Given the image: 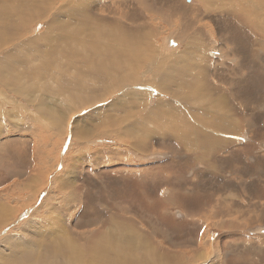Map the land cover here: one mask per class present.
Returning <instances> with one entry per match:
<instances>
[{
	"label": "bare ground",
	"instance_id": "bare-ground-1",
	"mask_svg": "<svg viewBox=\"0 0 264 264\" xmlns=\"http://www.w3.org/2000/svg\"><path fill=\"white\" fill-rule=\"evenodd\" d=\"M192 1L184 0L186 3ZM200 1L207 4L205 21L197 12L190 16L191 7L183 5L181 0H0V82L5 85L0 86V95L11 89L26 88L38 104L34 109L38 121L43 119L41 126L45 128L47 123L60 131L68 127V114L93 105L112 92L118 94L108 107L123 112L116 117L102 114L97 120L87 121L89 125L84 127H69L72 137L78 140V148L74 149L75 154L72 151L73 154L69 155L68 168L60 172L58 186L56 184L52 189L54 192L56 187L58 191H66L61 198L64 201L62 209L50 196L44 215L31 214L30 218L18 223V220H9L12 205L9 210L4 204L0 205V233L7 229L0 236V264H264V248H261L264 240L244 245L238 244V240H230L228 244L218 246L209 231L204 229L202 234L198 231L202 224L199 213L213 204L215 214L221 217V221L217 218L213 226L222 228L227 235L242 230L240 220L245 215L264 216L260 207L264 206V191H259L253 183L248 184L252 195L247 202L229 196L222 197L220 204L214 202L215 194L228 187L233 190L228 182L226 187L224 183L218 188L210 186V189L206 188L207 182L201 185L196 182L194 192L189 194L173 190L169 196L171 203L186 213L177 211L178 220H174V215H164L163 212L168 199H156L154 195L144 193L145 197L141 193L150 189L141 178L139 181L124 173L119 183L115 176L112 177L109 181L113 188L109 187V190L113 194V203L100 209L87 203L92 197L87 193L99 185L84 183L80 176L83 172L79 167L83 169L85 161L82 156L87 152L83 142L93 136L116 134L120 139L127 138L132 146L138 142L146 149L149 141L157 137L164 139L173 133L181 146L186 147L189 137L195 133L202 132L209 140L208 132L231 134L233 130L250 125L238 107L233 110V98L239 99L246 114L249 106L256 109L255 121L263 117L264 95L260 89L264 85V0ZM177 8L178 12L172 11ZM115 14H119V18ZM206 21L211 23L214 32ZM42 23L46 24L44 28L35 30V26ZM166 25L175 31L177 40L166 36L159 43L157 36L168 31L167 28L161 30ZM214 34L220 39L218 45ZM172 40L184 44V49L177 51ZM216 48L221 53L219 59L214 58ZM224 65H230V68L221 73L220 68ZM28 81L32 83L30 86ZM38 89L46 94L39 95ZM151 93L170 98L161 100L158 96L147 113L133 110L139 106L145 109L151 101ZM173 98L179 101V106ZM32 100L27 103L32 104ZM9 104L11 110H5ZM14 105L16 103L2 101L0 112L8 117L10 112L15 116L20 114ZM25 107V112L30 111L27 110L29 105ZM233 115L243 118V122L234 126L231 123L235 121ZM160 116L176 118V123L186 124L187 130L165 127L158 133L151 125L158 124ZM28 121V126L24 123L22 127L17 125L19 131L28 134L30 130H41L35 116H29ZM207 124L212 127H206ZM169 130L172 133H168ZM185 134L189 135L188 139ZM37 137L40 146L36 150H43L39 151L40 155L44 154L43 161L47 159L49 162L51 157L44 153V145L46 147L52 141H48L43 133ZM24 138L26 146L29 141L27 136ZM192 141L197 143L195 137ZM2 142L0 150L6 147ZM80 154L78 161L82 164L74 167L73 161L75 163ZM52 160L44 162L49 164L47 171H54L59 162V159L57 163ZM35 162L37 165L41 160ZM43 177L35 174L30 181L43 186L47 181ZM204 177L207 176H200ZM207 178L221 180L217 173H211ZM78 183L86 186V192L76 186ZM114 186L123 188L120 194ZM79 192L84 195L82 202L78 198ZM100 200L101 195L97 194L96 203ZM130 203L151 217L145 221L147 230L141 228L135 219L118 214L122 205L129 207ZM72 206L73 215L68 216L72 213ZM141 222L144 223L142 217ZM167 231L173 248L162 245ZM207 248L211 249L210 252L206 251Z\"/></svg>",
	"mask_w": 264,
	"mask_h": 264
},
{
	"label": "rangeland",
	"instance_id": "rangeland-1",
	"mask_svg": "<svg viewBox=\"0 0 264 264\" xmlns=\"http://www.w3.org/2000/svg\"><path fill=\"white\" fill-rule=\"evenodd\" d=\"M181 3L183 5H186L187 7H191L192 13L190 14V16H193L197 12L200 16H202V18L205 21V10L207 8L206 6L207 4H202L200 0H194L191 3L189 2L186 3L184 2V0H181ZM182 4L180 5L181 7L183 6ZM166 9H168V7ZM172 11L178 12V8ZM117 16L119 18V14ZM206 22L210 24L211 29L214 32L215 29H213L211 23L209 21H206ZM45 25L46 24H43V23L37 24L35 26V30L42 29L44 28ZM165 28H167L168 31L164 33H160L157 36L159 43H161L166 36H171L173 40H177L175 39L176 38L175 31L169 28L167 25L163 26L161 30ZM206 32H209V31H206ZM214 39L215 41L216 39L219 41V42H216L217 45L220 44V39L215 34H214ZM172 44L173 46L175 45V49H177V51H180L184 49L185 47L184 44H181L179 42L177 43L175 41H173ZM217 50L218 49L216 48L213 51V53L214 52L216 53V54L214 53L215 59H219L221 56V53ZM226 65L220 68L221 73L226 72L227 69L229 70L230 65L228 66ZM27 84H29L28 86H30L32 83L31 81H28ZM0 86L5 87V85L1 82H0ZM38 90H39L38 91L39 95L46 94V92L42 91L41 89H38ZM260 90H261V93L264 95V85L261 87ZM117 94L118 93L112 92L111 94L107 95L105 99L100 100L96 102L95 104H93L94 106L88 105V106L80 108L79 110H76L78 112L75 111L73 113L68 114L66 117V120L68 122V125H67L68 127H66V129L64 127L63 128L64 130L62 131L58 130L59 128L57 129V128H52L48 126L47 123H46L47 127L45 124H44L45 128L41 126L43 123L42 121L43 119L38 121L37 118L39 117L38 115L35 114L37 111H35L34 109V107H37L38 104L36 103V99L30 96L26 88H23V89L18 88L17 90L11 89L6 94L0 95V104L2 103V101L4 102L7 101V103H12V104L16 103L14 107L18 108L20 111V114L16 116L10 112L9 117L7 115H3V113L0 112V124H1L0 133H2L0 135V142L3 141L4 143L2 142V144H6V147L2 146L3 148L0 150V154H1L0 155V205L3 206L4 204L6 206L5 208H7L8 210H9V207L12 205L11 207L13 210L10 209L12 210V213H10V217H12L11 219H9L10 222L12 221L15 222L17 220H18V223L20 221L22 222L23 219L30 218L31 214L37 215L38 217H40L41 215H44V213L46 212V208H47L46 202H47V199L50 198V196L51 198L53 197L54 199L53 202H55L54 204L57 205L58 208H61L62 204L64 205V201L63 200L61 201V198L66 195V191L63 189L61 190L64 191V193L60 189L58 191L57 187H56V192H54V190L52 189L55 188L56 184L58 186V183L56 182H57V177L59 176V174H61L60 172L68 168L67 163L69 161L67 162V160H68L69 155L73 153L75 154V151L77 150L76 148H78L77 147L78 140L75 139L74 136H73L74 138L72 137L70 133V128L74 129L76 127H84L83 125H89L87 121L97 120L99 119V117H102L101 116L102 114L110 115L111 117L114 115L115 117L122 115L123 112L121 109H114L112 107L111 109L110 107H108L113 103L115 96H117ZM158 96L159 95L156 93H153V94L151 93V99H150L151 101L150 103L148 102L147 104L148 106L145 109H141V107L139 106L133 110L140 109L141 112L147 113L148 110L152 106H154L155 103L157 102L156 100ZM159 97L162 98L161 100H164V99L167 100L170 98V96H167V97L165 96V98L164 96H159ZM2 98H5V99H2ZM31 98L33 99L32 104H28L27 100ZM142 98H139V99L141 100ZM172 100L179 106V101L175 100L174 98ZM238 100L239 99L237 98H233L232 101H234V104H235L233 105V110L234 109L237 110L236 108L238 107L239 112L245 114L244 119L248 120L250 123V125L247 128L245 126L244 129L242 130H233L231 134H228V133L224 134V131H221V130H219L221 131L219 134L206 131L210 133L208 134L209 140L205 138V135L202 132L195 133V135L191 136V138L189 137V139H188L189 135L187 136L185 134V137L188 139V141L186 142V147L181 146L180 141L175 138L176 135L172 133V130L174 129L183 130L185 132L187 130L186 124L176 123L177 122L176 118H168V117H163V116H160L161 119H159L158 124H154L151 126H153L152 128L158 133H160L161 128L166 127V128L172 129V130H169L168 132V133H172V135L167 136L164 139L157 137L155 140L149 141L148 142L149 146L146 149L143 145H141L138 142H134L132 146L129 143L127 138L123 137L122 139H120L119 136H117L116 134L97 135V136H93L91 138L85 139L86 141L88 140L87 142L85 140L83 142L84 146L86 147V148L84 147L85 148L84 151L86 150L87 152L85 151L86 154L82 156L84 157L85 161L82 165L83 169H81V166L79 167V169L81 170V173L83 172V174H81L80 176H81V179L83 178L84 183L89 184L91 182L92 184L99 185V188L87 193V195L92 196L89 201L87 200V203L90 206H94V207L98 206L100 209L108 208V206L112 202V197H113L111 190H109L110 188H113V185L111 186V183L109 180H112V177L115 176L114 179L117 178L120 183V180L123 178L124 173H125L124 174L125 176L129 175L132 178H136V179L138 178L137 180L141 178L146 183V185L148 184L150 186V189L147 188L141 191V193L145 197H146L145 194H150L152 196L154 195L156 199L158 197H161L166 200L168 199L167 208L163 212H164V215H168V216L174 215V218L172 217L174 220H178V217L175 216V213H178V212H181V214L182 213L186 214V213L177 204L171 203V199L169 198V196L171 192H173V190L174 192H182V193L189 194V192L190 193L194 192V189H195L194 187H195V184L197 183L201 185L207 182L205 185L208 186L206 188H209V189H210V186L212 188L214 186L215 188H218L224 183H225V187L228 185L229 186L231 185L233 187V190H231L230 187H228L227 189L224 187L225 191H220L219 193L213 196L214 198L213 200L216 204H220L221 198L224 196H229L230 198L236 201L242 200V201L247 202L248 201L247 198H249V196L252 195L251 187L248 186V184H252V183L255 184L258 190L263 192L264 191V148L263 147L261 148V142L264 141V115L263 117H260L259 119L260 121H255L256 109H252L249 106L247 109V114H246V111L242 103H240ZM25 105L30 106L27 109L30 111L25 112L26 110ZM10 106L11 104H9V106H6L5 110H11ZM230 106H232L231 102H230ZM259 110L263 111V109H260V108ZM26 115H29L30 117L35 116V120L37 124L41 126V130L37 132L34 130H30L31 132L29 131L28 134L27 133L25 134L24 131H19L18 127L20 126H17V125H21L22 127L23 123L26 126H28V124L30 123L28 121L29 116H26ZM186 116L189 117L188 114ZM194 119L198 121L199 118L198 119L194 118ZM232 119H235V121L232 120L234 122H231L233 123L234 126H237L238 124L243 122V118L238 117V116L234 117L233 115ZM206 127L211 128L212 126L211 124H207ZM68 131L70 134L68 133ZM47 132H48V135L46 134ZM233 132L234 133L236 132V133L233 134ZM42 133L44 136L48 137V141H52V143H49L48 146L45 147L44 145V153L47 154V157H51V159H53L52 161H56V163H57V160L59 159V162L56 166L57 169L55 168L54 171H47L49 169V164L44 163V162H48V161L47 159L43 161L44 154L40 155V152H39L43 150H36V148L40 146L37 136L42 135ZM240 133L242 134L245 133L244 137L247 140L246 143H242L243 135ZM221 134H223L225 138ZM24 135L27 136L26 140L29 141V144L28 143L26 144L27 147L24 145V142H25L24 137H26ZM6 136H10V138H6ZM194 137L196 138L197 143L193 144L192 140ZM218 137L224 138V139L221 140V139H218ZM230 138H232V140H228ZM159 139L160 141H158ZM14 140L16 141L15 144L12 143L14 142ZM124 143H126L125 144L126 146L124 145ZM74 149L76 150L74 151ZM143 150H145V152H143ZM72 151L74 152L72 153ZM80 157H81V154L77 157V160L75 161V163L73 161L74 167L78 166L79 164H82L80 160L78 161V158ZM38 159L41 160V162H39L36 165L35 160L37 161ZM73 160H74V157H73ZM240 168H243V169L239 170ZM246 168L250 169V171L246 172V170H248ZM244 169L245 171L241 172ZM211 173H217L218 176L221 178V180L212 181L211 179L207 178L208 175ZM35 174L44 176L43 179L47 180L46 184L43 185L44 187L41 185V183H39L38 186L35 183L32 184L30 180L34 177ZM200 176H207V177L200 178ZM27 182L30 184L27 185ZM214 182H217V183L215 184ZM226 182H228V185L226 184ZM119 183L117 185H119ZM77 185L81 187L80 190L83 189L84 192H86V186L83 183H78L76 184V186ZM246 186L249 189H247ZM155 187L156 189H154ZM196 187H200V186H196ZM114 188L117 189L118 194H120L121 189L123 190L121 186L119 187L114 186ZM51 191L54 193L52 194ZM150 192H153V194ZM253 193H256V192L254 191ZM50 194H52L53 196ZM97 194L101 195V200L96 203ZM36 195L38 196V199ZM78 198L82 202L84 200V195L81 192H79ZM148 200H149V197L146 198V201ZM11 201L15 203H12ZM20 201L21 202L23 201L21 205H20L21 203ZM258 202L259 204H261L260 201ZM7 204H9V206H7ZM132 204L133 203H130L129 207L122 205L123 208H121L120 211H118V214L121 216L129 217L133 220L135 219L141 228L144 227L147 230L148 227L145 221H149L151 217L149 218L148 217L149 215H146L144 212L137 209L136 207L134 208ZM14 206L15 208H13ZM130 207H132L133 209ZM211 207L212 206H209L207 210L205 211L203 210L202 212L199 213L201 214L200 219H201L202 224H200V228H199L200 230L198 231L201 232V234L203 233L204 229H205V232L209 231L211 238L213 240L216 239L215 242L218 244V246H221L222 243L225 245V242L228 244V242H231L233 240L234 241L238 240L236 242L238 244L242 243L243 245L248 242L252 243V242L264 240V216L262 215L257 216L258 214H253V213L248 212V214L250 213L253 217L245 215L243 220H240V223H242L243 225L242 230L237 229L236 232L227 231L230 233V235H227L224 233V230L222 228H217L216 226H213V224L217 222V218H219V221H221V217L215 214L214 204H213V207L212 208ZM260 207H262V209L264 208V206H260ZM70 208L72 209V210L70 209L71 210L70 212H72L74 210L73 206ZM14 209L16 210L18 209V210L14 211ZM262 209H261L262 211L261 214L264 213L263 212L264 209L263 210ZM35 211H38V213L39 212L40 213L38 214ZM71 215H73V212L70 213V215L68 216H71ZM254 216H257V217H254ZM141 217L143 219V222L146 225L141 222ZM146 217L148 218L146 219ZM152 220H154L153 217H152ZM204 226H206V228ZM8 228L10 227L8 226ZM188 228L191 229L192 227L190 226ZM6 230H4L3 232H5ZM3 232L0 233V236L3 234ZM158 233L161 234V231H158ZM162 240H163L162 245L164 247L173 248L171 245L172 242L170 240L169 231H167L166 237L164 233V238H162ZM261 248L263 249L264 245ZM207 249L206 251L210 252L211 249L210 248H207ZM213 250L215 251V249Z\"/></svg>",
	"mask_w": 264,
	"mask_h": 264
},
{
	"label": "crops",
	"instance_id": "crops-1",
	"mask_svg": "<svg viewBox=\"0 0 264 264\" xmlns=\"http://www.w3.org/2000/svg\"><path fill=\"white\" fill-rule=\"evenodd\" d=\"M246 133H247V131H246ZM240 134H242V133H240ZM243 135V140H242V143H246L247 142V140L245 139V137H244V135H245V133L244 134H242ZM254 144V143H253Z\"/></svg>",
	"mask_w": 264,
	"mask_h": 264
}]
</instances>
